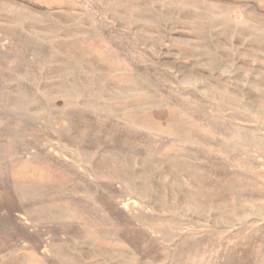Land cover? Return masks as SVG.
I'll return each instance as SVG.
<instances>
[{"label": "rangeland", "instance_id": "1", "mask_svg": "<svg viewBox=\"0 0 264 264\" xmlns=\"http://www.w3.org/2000/svg\"><path fill=\"white\" fill-rule=\"evenodd\" d=\"M0 264H264V0H0Z\"/></svg>", "mask_w": 264, "mask_h": 264}]
</instances>
